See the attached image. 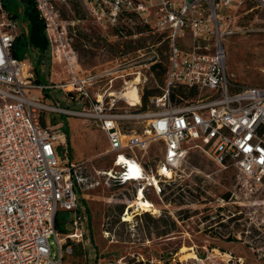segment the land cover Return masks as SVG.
I'll return each instance as SVG.
<instances>
[{"label": "built area", "instance_id": "2783aa9c", "mask_svg": "<svg viewBox=\"0 0 264 264\" xmlns=\"http://www.w3.org/2000/svg\"><path fill=\"white\" fill-rule=\"evenodd\" d=\"M66 1L35 0L48 40L40 74H53L57 63L65 75L56 85H44L36 82L33 64L14 55L21 21L0 0V264H63L67 240L82 244L96 259L89 215L80 203L78 164L59 158L67 135L63 125L43 123L48 113L81 118L106 133L119 170L103 175L114 184H139V192L153 187L160 194V185L173 177L164 172L173 175L182 164L183 143L190 140L200 142L220 168L235 169L246 191H264V87L229 79L223 45L239 30L240 17L264 12V0H84L93 22L111 32L122 48L137 37L131 35L134 26L166 44L163 60L154 47L148 53L139 48V66L117 60L116 66L96 72L79 67L68 30L77 21L64 20L60 9ZM159 64L165 69L161 95L149 99L158 110L136 115L118 111L121 101L142 106L148 82L143 72L153 73ZM133 85L141 100L135 106L121 97ZM179 88L186 94L178 93ZM53 89L79 108L51 105L44 94L32 96L35 90ZM125 120L148 124L139 134L125 130ZM159 142L164 148L155 172L136 152L145 153ZM61 212L73 216L69 233L55 227ZM223 255L227 264H244L231 253ZM209 259L195 254L193 264H210Z\"/></svg>", "mask_w": 264, "mask_h": 264}, {"label": "rangeland", "instance_id": "374dc122", "mask_svg": "<svg viewBox=\"0 0 264 264\" xmlns=\"http://www.w3.org/2000/svg\"><path fill=\"white\" fill-rule=\"evenodd\" d=\"M60 9L64 20L77 21L76 27L68 25V30L83 72L114 67L117 60L137 67L139 48L148 53L154 47L164 59L166 44L156 34H140V27L134 26L131 35L137 37L126 40L128 43L122 48L120 41L112 40L111 32L103 31L93 22L84 0H67ZM238 27L235 34L223 41L228 77L241 85L264 87V12L240 17ZM37 58L39 55L35 53L33 60ZM61 72V66L55 63L53 74L47 73V80L40 77L44 79L42 84L56 85L65 77ZM159 72H143L148 78L144 94L163 87L164 76L157 77ZM41 94L51 105L79 108L65 99L61 90H35L32 96L39 98ZM136 94L137 87L133 86L124 91V98L135 106ZM147 110L158 109L149 100ZM118 111L139 113L137 107L126 101L119 103ZM42 119L50 126L63 125V130L67 126V145L59 158L78 164L82 180L80 203L87 209L92 249L97 254L95 259L82 244L67 240L63 264H180V261L193 264L195 254L199 259L210 257L207 261L210 264H227L223 262L228 260L224 253L242 257L244 264H264V191L253 194L246 191L238 183L235 169L220 168L200 142L183 143L184 161L174 170L172 180L160 185V194L153 187L146 188L145 197L153 207L143 212L138 206L130 208L142 185H117L103 175L111 169L119 170L114 167L115 154L110 152L104 131L74 116L48 113ZM147 124V120L122 123L125 130L133 129L139 134ZM163 148L164 144L159 142L145 153H136L147 168L156 172ZM127 212L132 219L126 222ZM59 217L70 232L72 214L61 212Z\"/></svg>", "mask_w": 264, "mask_h": 264}, {"label": "trees", "instance_id": "16d2710c", "mask_svg": "<svg viewBox=\"0 0 264 264\" xmlns=\"http://www.w3.org/2000/svg\"><path fill=\"white\" fill-rule=\"evenodd\" d=\"M3 1L5 8L11 13L12 17L17 18L21 21L20 34L16 40L14 55L20 60H26L33 64L34 71L37 76L36 82L42 84L44 82V79L40 78L42 76L40 74V62L44 56V53L47 50L48 40L45 35V24L43 20L40 18L38 10L36 9L35 0H3ZM142 30L143 29L140 28V31ZM35 53L39 55V58L33 60V55ZM156 68H154L155 71L157 70L160 71L159 73H157V77L164 76L165 74L164 67L161 64H159ZM178 93L182 95L186 94L183 88H179ZM158 95H161L160 90H151L145 93L142 100V106H136L138 108V111H146L150 97L158 96ZM64 130L65 132L68 133L66 125ZM84 202L86 203L85 200ZM55 227L58 232L69 233V229L65 228V224L62 221V219L59 217V214L57 215L55 220ZM238 258H242V257H238Z\"/></svg>", "mask_w": 264, "mask_h": 264}, {"label": "bare ground", "instance_id": "6f19581e", "mask_svg": "<svg viewBox=\"0 0 264 264\" xmlns=\"http://www.w3.org/2000/svg\"><path fill=\"white\" fill-rule=\"evenodd\" d=\"M133 86L132 87H128L126 90H129V89L133 88ZM136 95L137 96L134 98V100L137 103H140V101H141L140 97L138 96V94H136ZM121 97L124 98V91L122 92ZM123 160H125V158L122 157L121 161H123ZM129 164L133 165L132 163H129ZM132 168H133V166H132ZM163 175H165L166 177H171L172 173L169 170H166ZM134 206H138L139 209L141 211H143V212H149V211L152 210L153 204L145 197L144 192H138L137 198H136L134 204L130 206V208L134 207ZM125 216H126V218H124V221H126V222L130 221L132 219V216L130 215L129 212H127V214H125Z\"/></svg>", "mask_w": 264, "mask_h": 264}]
</instances>
